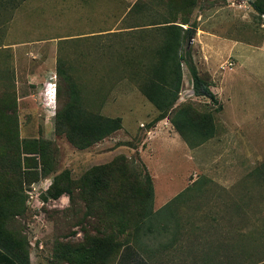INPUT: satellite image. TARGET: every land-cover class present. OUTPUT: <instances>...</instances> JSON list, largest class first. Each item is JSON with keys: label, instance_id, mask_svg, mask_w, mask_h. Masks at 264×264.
I'll return each instance as SVG.
<instances>
[{"label": "rangeland", "instance_id": "374dc122", "mask_svg": "<svg viewBox=\"0 0 264 264\" xmlns=\"http://www.w3.org/2000/svg\"><path fill=\"white\" fill-rule=\"evenodd\" d=\"M136 1L0 0V93L13 82L19 137L50 141L53 166L49 174L24 185L26 210L14 221L7 219L4 227L43 243L39 263L54 264L53 239L68 234L75 219L52 209L69 203L66 193L55 200L43 198L53 176L67 170L78 179L91 166L123 154L131 167L150 177V210L166 204L172 210L161 213L160 221L182 222L179 246L168 257L156 253L164 264H199L195 250L202 243L208 248L214 237L221 239L223 250L205 264H264V12L252 8L255 0H198L194 6L189 19L199 29L192 41L193 62L222 109L214 113V137L189 147L167 118L147 127L157 112L137 86L141 67L132 64L141 58L143 65L149 62L142 51L155 46L160 35L125 28L143 23V11L127 13ZM151 11L144 14L156 16L164 8ZM208 33L214 41L206 38ZM57 58L70 67L88 108L121 118V128L84 149L54 130ZM182 69L177 103L191 99L200 108L214 109L217 105L193 96L187 65ZM74 200L81 204L75 194ZM128 204L132 209L127 213L113 210L107 216L98 210L89 227L105 234L123 223L127 231L118 240L140 246L141 239L131 235L133 212L140 205L136 199ZM163 239L154 238V244Z\"/></svg>", "mask_w": 264, "mask_h": 264}, {"label": "trees", "instance_id": "16d2710c", "mask_svg": "<svg viewBox=\"0 0 264 264\" xmlns=\"http://www.w3.org/2000/svg\"><path fill=\"white\" fill-rule=\"evenodd\" d=\"M197 1L157 0L153 5L152 0H137L127 13L133 15L143 11V16L140 17L143 23L125 27L139 29L138 34L143 36L152 30L160 35L155 46L142 51L143 58L149 62L143 65L141 58L137 59L140 65L132 64L134 69L139 70L141 67L142 77L136 80L137 86L157 112L147 127L167 118L189 147L200 145L214 137V113L222 109L210 89L211 84L194 64L191 49L187 46L196 29V24L189 17ZM156 5L162 6L164 12L156 13V16L144 14H152L151 8H157ZM251 5L256 12H264V0H255ZM182 24L187 25V28H182ZM183 64L187 65L190 73L193 96L205 98L209 103L217 105L214 109L200 108L191 99L177 103L182 85ZM55 71L58 77V106L54 113V130L57 134H63L76 148L84 149L121 128L120 117L105 116L98 110L88 108L81 87L76 84L74 74L63 59L57 58ZM12 83L9 82L5 92L0 93V264H27L26 240L19 232L17 236L13 231L5 229L4 222L7 219L14 221L17 216L24 214V185L49 174L53 171V166L50 162L52 157L47 152L50 141L19 137L16 95ZM131 166L128 158L119 154L109 162L91 166L78 179H71L67 170L53 176L43 198L56 199L66 193L70 207L63 213L75 219L74 223L89 240L88 250L83 249L84 256L105 259L117 253L124 243L117 238L127 231V228L121 226L123 223L117 224L112 232L105 234H98L97 230L89 227L98 219V210L106 215L113 210L119 214L122 211L127 213L132 209L128 207L129 201L136 199L144 210L138 206L133 212L132 237L155 215L150 210V177ZM117 187L119 194L116 193ZM113 189L114 192H110ZM74 194L81 204H74ZM74 233L70 230L68 234L60 236ZM69 255L70 253L63 252L61 256L69 260Z\"/></svg>", "mask_w": 264, "mask_h": 264}, {"label": "crops", "instance_id": "0c3cea01", "mask_svg": "<svg viewBox=\"0 0 264 264\" xmlns=\"http://www.w3.org/2000/svg\"><path fill=\"white\" fill-rule=\"evenodd\" d=\"M200 15L201 13H199V16ZM181 27L185 29L187 28V25L186 26L181 25ZM197 29L199 28L195 29L194 35L187 42V46L190 47V49L193 48L192 41L195 39L194 37ZM211 35L212 34L208 33L206 38H209V40H211L212 42L214 41V39ZM211 52L213 54L216 53L215 48L212 47ZM192 58H193V52H192ZM61 198H64L63 194ZM69 207H70L69 204H63L59 208L57 207V209L56 208H52V209H54V211L56 212L62 213L63 211H66ZM169 209H170L169 206L166 204H162L157 209H154V211H157L154 212L155 213L154 216L156 217V214H160L161 217L158 216L159 218L156 217L155 219L149 220V222L145 224L148 225L143 227L142 230L140 229L138 231L136 237L138 239H141L138 241L140 246L138 245L135 246L133 242L131 243V241H127L119 247L117 253H115L112 256H108L105 259L102 258L100 260L99 258H95L92 256L90 257L84 256L83 249L88 250L89 240L82 235V231L79 229V226L76 223H73L71 225V231L75 232L73 235L71 234L67 236L58 235L53 239L52 255H53L54 264H164V262L162 261L164 260L163 256L161 255L162 256L161 258L158 257L157 251L160 250L159 252H164V254H166V255L163 254L164 257L165 256L168 257V253L172 252L174 248H177L179 246L180 243L179 241H177V239L179 238L180 232L178 229L181 227L182 224L181 221L172 220L170 218L167 219L166 217H165L166 220L164 222L160 221V219L161 220L164 219L161 213L170 212L172 210ZM70 218L72 217L70 216ZM214 225H216V223H214ZM162 236L164 237L163 239L164 241L161 242L159 240L160 243L157 242L156 244H154L155 243L154 238L156 240V238L159 237L162 238ZM198 240H200L202 243V241H205L206 238L203 239L198 238ZM26 244H27V259H28L27 264H40L38 260L42 261V259L38 254L42 252L41 249L43 243L41 242L33 243L26 239ZM202 244H203L202 247L198 246V248L195 250L196 254L198 255L197 258L199 259L198 260L199 264H205V261L208 259H216L217 256H219L218 253L220 252V250H223L222 248L223 244L221 243V239H216L215 237L213 238L212 242L209 244L208 248L205 246L204 243ZM35 246H37V248ZM63 252L70 253L69 260L62 258L61 255ZM182 253L184 256L186 255V252L183 251ZM174 258L176 257L174 256L171 257V259Z\"/></svg>", "mask_w": 264, "mask_h": 264}, {"label": "bare ground", "instance_id": "6f19581e", "mask_svg": "<svg viewBox=\"0 0 264 264\" xmlns=\"http://www.w3.org/2000/svg\"><path fill=\"white\" fill-rule=\"evenodd\" d=\"M53 89L54 88H52V85H50V88H47V94H48V96H53ZM47 97V96H46ZM51 109V108H50ZM52 110V109H51Z\"/></svg>", "mask_w": 264, "mask_h": 264}]
</instances>
